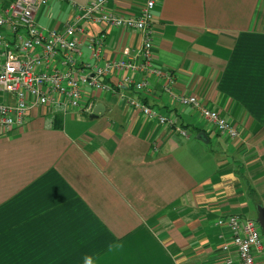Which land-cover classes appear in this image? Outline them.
<instances>
[{
    "label": "crops",
    "instance_id": "obj_1",
    "mask_svg": "<svg viewBox=\"0 0 264 264\" xmlns=\"http://www.w3.org/2000/svg\"><path fill=\"white\" fill-rule=\"evenodd\" d=\"M144 2L107 7L138 12ZM75 10L51 0L35 18L61 29ZM152 12L153 64L172 72L175 92L195 94L239 135L224 136L195 107L173 102L163 78L146 71L133 77L148 87L125 93L176 114L187 136L121 98V73L106 75L111 90L84 88L78 107L30 106L22 126L0 132V264H241L231 243L222 247L231 231L216 219L255 218L251 206L264 205V0H155ZM85 26L77 64L89 63L86 71L125 49L137 55L140 31ZM101 32L95 57L86 39ZM87 101L102 102V113L90 117Z\"/></svg>",
    "mask_w": 264,
    "mask_h": 264
},
{
    "label": "built area",
    "instance_id": "obj_2",
    "mask_svg": "<svg viewBox=\"0 0 264 264\" xmlns=\"http://www.w3.org/2000/svg\"><path fill=\"white\" fill-rule=\"evenodd\" d=\"M50 1L8 0L5 6H0V91L8 94L7 98L0 100V132L22 126L30 106L51 104L66 111L80 106L86 87L113 89L105 78L108 73L115 72L121 73L117 83L121 98L126 99L145 116L159 123H166L187 136V131L179 123L176 114L161 113L141 99L125 93L130 84L136 90L148 87L147 79L133 77L134 72L146 71L163 78L162 86L173 102L195 107L222 135L231 138L239 135L236 125L218 110L204 105L195 94L175 92L172 87V72L153 64L152 9L155 0H145L138 12L109 9L108 0H88L85 3L70 0L76 10L61 29L44 28L36 21L38 8ZM85 23L140 31L143 39L137 55L127 56L125 49L123 56L94 65L91 73L86 71L84 68L89 63H84L82 67L77 64ZM104 35L101 32L87 36L86 45L95 57H99L101 53ZM94 107L95 101H87L83 110L91 112ZM216 223L225 224L231 231L230 242L224 243L222 247L227 250L231 243L241 264H257L256 254H264V236L255 218L228 213L218 217ZM225 261L230 263V256H226Z\"/></svg>",
    "mask_w": 264,
    "mask_h": 264
},
{
    "label": "water",
    "instance_id": "obj_3",
    "mask_svg": "<svg viewBox=\"0 0 264 264\" xmlns=\"http://www.w3.org/2000/svg\"><path fill=\"white\" fill-rule=\"evenodd\" d=\"M102 102H97L93 111L90 113V117L97 116L98 114L102 113L103 109ZM198 137H205V133L203 131L198 132ZM256 209V217L255 220L259 223L263 236H264V205L262 203H257L255 206Z\"/></svg>",
    "mask_w": 264,
    "mask_h": 264
},
{
    "label": "rangeland",
    "instance_id": "obj_4",
    "mask_svg": "<svg viewBox=\"0 0 264 264\" xmlns=\"http://www.w3.org/2000/svg\"><path fill=\"white\" fill-rule=\"evenodd\" d=\"M8 97V94L7 93H5V92H2V91H0V100H3L4 98H7ZM211 136H212V139H214L215 138V134L213 133V134H211ZM214 141V140H213ZM251 211L253 212L252 214L254 215V216H256L255 215V213H256V211H255V206H251Z\"/></svg>",
    "mask_w": 264,
    "mask_h": 264
},
{
    "label": "trees",
    "instance_id": "obj_5",
    "mask_svg": "<svg viewBox=\"0 0 264 264\" xmlns=\"http://www.w3.org/2000/svg\"><path fill=\"white\" fill-rule=\"evenodd\" d=\"M58 122H59V118H56V119H55V125H56V126H59V125H60Z\"/></svg>",
    "mask_w": 264,
    "mask_h": 264
}]
</instances>
